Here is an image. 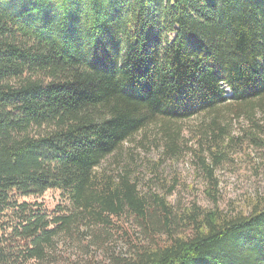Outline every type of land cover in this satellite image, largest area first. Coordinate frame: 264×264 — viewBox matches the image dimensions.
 <instances>
[{
	"label": "trees",
	"instance_id": "trees-1",
	"mask_svg": "<svg viewBox=\"0 0 264 264\" xmlns=\"http://www.w3.org/2000/svg\"><path fill=\"white\" fill-rule=\"evenodd\" d=\"M263 97L264 0H0V264L52 262L73 227L81 264H264V195L180 213L126 169L99 170L153 122L175 152V120L231 103L250 116ZM226 131L213 117L203 132L214 181Z\"/></svg>",
	"mask_w": 264,
	"mask_h": 264
},
{
	"label": "rangeland",
	"instance_id": "rangeland-1",
	"mask_svg": "<svg viewBox=\"0 0 264 264\" xmlns=\"http://www.w3.org/2000/svg\"><path fill=\"white\" fill-rule=\"evenodd\" d=\"M261 101L263 106L255 102V111L250 116L236 107L235 103H231L232 105L222 106L213 115L202 113L175 120L177 122L171 123L172 128L180 131L175 152H167L165 135L161 131V124L167 121L153 122L105 159L99 170L121 172L126 169L138 178L143 190L152 186L155 191L166 194L167 199L177 205L180 213L188 210L194 203L207 210H246L257 195H264V163L248 133L257 129L255 124L264 127V97ZM213 117H217L218 125L227 130L224 144L229 142V137L236 139L214 166L215 181L209 178L202 160L203 158L207 164H211V150L216 152L220 149L212 145V139L203 137V132L208 129ZM172 185L175 187L172 193H168ZM63 199L58 191L52 190L39 198L50 208ZM112 234L116 242L118 231L114 230ZM85 236L83 229L73 227L70 234L58 237L54 245L53 261L48 264H68L74 253L77 263H84L89 257L84 256L85 254L78 257L77 253L79 238ZM117 242L123 244L121 241ZM97 258L101 260L99 255Z\"/></svg>",
	"mask_w": 264,
	"mask_h": 264
}]
</instances>
